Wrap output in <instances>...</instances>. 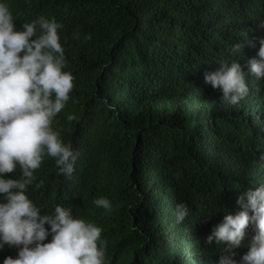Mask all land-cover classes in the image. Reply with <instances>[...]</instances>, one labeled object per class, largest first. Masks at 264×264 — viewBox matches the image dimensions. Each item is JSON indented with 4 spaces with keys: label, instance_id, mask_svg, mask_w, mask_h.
Wrapping results in <instances>:
<instances>
[{
    "label": "trees",
    "instance_id": "1",
    "mask_svg": "<svg viewBox=\"0 0 264 264\" xmlns=\"http://www.w3.org/2000/svg\"><path fill=\"white\" fill-rule=\"evenodd\" d=\"M24 1L18 28L39 17L63 25L73 90L52 128L79 153L70 177L45 159L29 196L42 214L68 204L99 224L106 264H213L210 225L237 191L264 186V104L248 102L264 87L247 76L244 100L215 107L203 73L252 36V3L264 0ZM101 197L111 212L93 205ZM178 203L189 207L180 224ZM16 254L5 246L0 261Z\"/></svg>",
    "mask_w": 264,
    "mask_h": 264
},
{
    "label": "clouds",
    "instance_id": "2",
    "mask_svg": "<svg viewBox=\"0 0 264 264\" xmlns=\"http://www.w3.org/2000/svg\"><path fill=\"white\" fill-rule=\"evenodd\" d=\"M22 6L30 2L0 0V250L17 249L15 258L7 256L0 264H106L107 242L101 239L99 224L64 204L55 205L50 215L42 214L28 194L34 172L45 159L55 163L58 174L70 177L79 153L52 128L73 90L74 76L64 70L63 25L39 17L18 28L13 14ZM251 12L252 36L233 44L230 56L203 73L215 107L221 100L233 106L244 100L250 92L247 76L264 87V1L252 3ZM73 39H79L78 32ZM263 99L260 89L248 102L256 108ZM93 204L105 212L112 210L104 197ZM202 209L209 222L217 216L209 207ZM173 215L177 224L183 223L189 207L178 203ZM223 215L210 225L205 241L220 247L213 264H264V186L239 196L237 191ZM244 243L248 250L237 261Z\"/></svg>",
    "mask_w": 264,
    "mask_h": 264
},
{
    "label": "bare ground",
    "instance_id": "3",
    "mask_svg": "<svg viewBox=\"0 0 264 264\" xmlns=\"http://www.w3.org/2000/svg\"><path fill=\"white\" fill-rule=\"evenodd\" d=\"M260 32H262V34H263V31H260ZM227 56H230V55L227 54ZM67 205H68V204H67ZM90 205H91V204H90ZM93 205H94V204H93ZM75 207H76V206H75ZM93 209H94V208H93ZM89 211H90V210H89Z\"/></svg>",
    "mask_w": 264,
    "mask_h": 264
}]
</instances>
